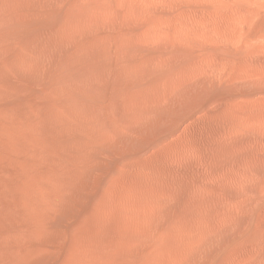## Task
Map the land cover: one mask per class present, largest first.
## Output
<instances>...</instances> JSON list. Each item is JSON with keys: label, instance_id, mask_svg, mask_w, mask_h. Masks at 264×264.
I'll use <instances>...</instances> for the list:
<instances>
[{"label": "rangeland", "instance_id": "374dc122", "mask_svg": "<svg viewBox=\"0 0 264 264\" xmlns=\"http://www.w3.org/2000/svg\"><path fill=\"white\" fill-rule=\"evenodd\" d=\"M0 264H264V0H0Z\"/></svg>", "mask_w": 264, "mask_h": 264}]
</instances>
